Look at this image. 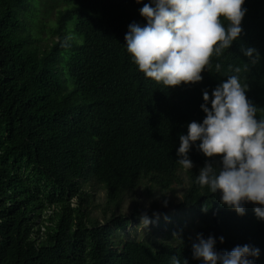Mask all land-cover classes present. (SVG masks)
Wrapping results in <instances>:
<instances>
[{"label": "trees", "instance_id": "obj_1", "mask_svg": "<svg viewBox=\"0 0 264 264\" xmlns=\"http://www.w3.org/2000/svg\"><path fill=\"white\" fill-rule=\"evenodd\" d=\"M147 2L0 0V264H170L172 255L200 264L197 233L217 238L218 251L256 246L264 264L254 205L237 215L196 182L219 156L193 146L186 169L176 151L188 123L205 116L203 90L211 94L235 67L264 118V0H245L240 38L210 58L202 81L169 88L126 50L127 26L146 23ZM242 47L259 52L256 64ZM167 200L180 215L164 230L150 217L146 234L126 231L144 207Z\"/></svg>", "mask_w": 264, "mask_h": 264}, {"label": "clouds", "instance_id": "obj_2", "mask_svg": "<svg viewBox=\"0 0 264 264\" xmlns=\"http://www.w3.org/2000/svg\"><path fill=\"white\" fill-rule=\"evenodd\" d=\"M244 4L245 0H148L139 9L146 23L127 26L126 50L146 78L167 88L200 82L202 72L211 66L210 58L220 56L240 38L247 12ZM241 51L248 63L260 59L253 47ZM233 71L211 94L203 90L200 108L205 116L202 122L188 123L187 133L179 135L177 162L191 169L188 153L193 146L207 158L219 156V166L205 161L196 182L210 193H219L220 202L237 215L243 216L245 204L252 203L257 219L264 220V118H257V108L247 97V85L238 75L241 68ZM140 221L146 227L152 222L146 213ZM218 239L224 242L223 236ZM216 243L212 235L204 238L197 233L192 257L200 264H256L261 251L250 244L218 251ZM170 264L182 261L172 255ZM183 264H188L187 259Z\"/></svg>", "mask_w": 264, "mask_h": 264}, {"label": "rangeland", "instance_id": "obj_3", "mask_svg": "<svg viewBox=\"0 0 264 264\" xmlns=\"http://www.w3.org/2000/svg\"><path fill=\"white\" fill-rule=\"evenodd\" d=\"M101 194H102L101 191L97 192L98 196ZM170 199H171V201L177 202L175 197H172ZM95 200H97V198H95ZM168 200L164 204H161V206H159L153 210H147V207H144V209L142 211V214L146 213L149 218L153 217L158 221L159 224H161L158 231L164 230L168 226V223H169V221L172 220L173 215H177V216L180 215V213L175 209L174 204L169 203ZM136 201H138L140 203H145V200H143L141 197H139V199L137 198ZM136 201H133V203ZM130 202L131 201L129 200L123 204V211L126 213V215H128V217H132V213H131L132 208H131ZM167 204H169V205H167ZM140 215H138V217L136 216L135 220L132 219V222L128 225V227L126 229V231L130 232L131 236L135 235L136 233L146 234L147 232L150 231V225L153 223L152 219L150 218V220L152 222L146 227L145 224L142 221H140ZM187 216L184 215L183 222H181V224L183 225V228L189 224L188 221H189L190 217H187ZM184 231H185V229H184Z\"/></svg>", "mask_w": 264, "mask_h": 264}]
</instances>
